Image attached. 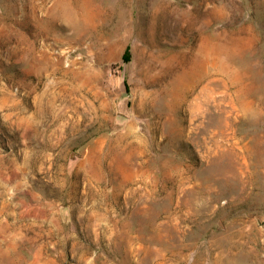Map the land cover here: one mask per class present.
<instances>
[{
	"label": "rangeland",
	"instance_id": "rangeland-1",
	"mask_svg": "<svg viewBox=\"0 0 264 264\" xmlns=\"http://www.w3.org/2000/svg\"><path fill=\"white\" fill-rule=\"evenodd\" d=\"M0 264H264V0H0Z\"/></svg>",
	"mask_w": 264,
	"mask_h": 264
}]
</instances>
